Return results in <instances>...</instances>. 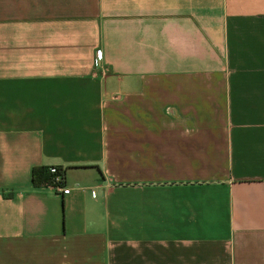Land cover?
I'll return each mask as SVG.
<instances>
[{
  "label": "crops",
  "instance_id": "crops-1",
  "mask_svg": "<svg viewBox=\"0 0 264 264\" xmlns=\"http://www.w3.org/2000/svg\"><path fill=\"white\" fill-rule=\"evenodd\" d=\"M0 264H264V0H0Z\"/></svg>",
  "mask_w": 264,
  "mask_h": 264
},
{
  "label": "trees",
  "instance_id": "trees-1",
  "mask_svg": "<svg viewBox=\"0 0 264 264\" xmlns=\"http://www.w3.org/2000/svg\"><path fill=\"white\" fill-rule=\"evenodd\" d=\"M48 168L37 167L30 171V183L33 187L49 186L52 176L48 173Z\"/></svg>",
  "mask_w": 264,
  "mask_h": 264
},
{
  "label": "built area",
  "instance_id": "built-area-1",
  "mask_svg": "<svg viewBox=\"0 0 264 264\" xmlns=\"http://www.w3.org/2000/svg\"><path fill=\"white\" fill-rule=\"evenodd\" d=\"M98 61V55L96 54V58ZM48 173L52 176L51 181L49 182V186L53 187L56 191L60 192L62 195L68 194L67 190H61V185L63 182L62 172L56 167H48Z\"/></svg>",
  "mask_w": 264,
  "mask_h": 264
}]
</instances>
